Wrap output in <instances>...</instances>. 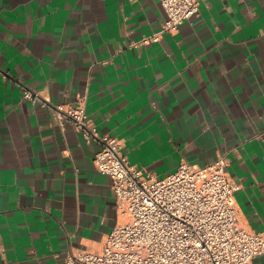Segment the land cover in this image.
<instances>
[{
  "label": "crops",
  "instance_id": "1",
  "mask_svg": "<svg viewBox=\"0 0 264 264\" xmlns=\"http://www.w3.org/2000/svg\"><path fill=\"white\" fill-rule=\"evenodd\" d=\"M199 7L145 42L161 0H0V264H66L124 219L100 143L54 109L83 95L90 123L157 177L225 156L241 221L264 232V0Z\"/></svg>",
  "mask_w": 264,
  "mask_h": 264
},
{
  "label": "built area",
  "instance_id": "2",
  "mask_svg": "<svg viewBox=\"0 0 264 264\" xmlns=\"http://www.w3.org/2000/svg\"><path fill=\"white\" fill-rule=\"evenodd\" d=\"M161 4L166 19L145 42L176 32L200 10L199 0ZM23 96L40 100L28 88ZM54 109L61 124L70 121L86 140L100 143L94 164L112 178L124 216L105 236L101 250L81 249L66 264H255L264 253V232L240 219L235 197L240 184L229 179L225 156L205 165L182 161L172 173L157 177L128 161L121 140L90 123L85 95L75 105Z\"/></svg>",
  "mask_w": 264,
  "mask_h": 264
}]
</instances>
